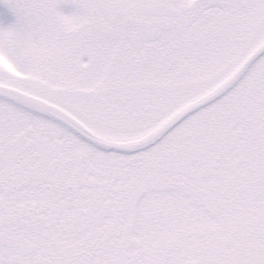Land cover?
Returning a JSON list of instances; mask_svg holds the SVG:
<instances>
[{
    "label": "snow or ice",
    "instance_id": "6c2138e0",
    "mask_svg": "<svg viewBox=\"0 0 264 264\" xmlns=\"http://www.w3.org/2000/svg\"><path fill=\"white\" fill-rule=\"evenodd\" d=\"M0 264H264V0H0Z\"/></svg>",
    "mask_w": 264,
    "mask_h": 264
}]
</instances>
